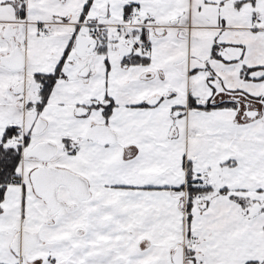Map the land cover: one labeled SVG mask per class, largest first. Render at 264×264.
Listing matches in <instances>:
<instances>
[{"label":"snow or ice","instance_id":"obj_1","mask_svg":"<svg viewBox=\"0 0 264 264\" xmlns=\"http://www.w3.org/2000/svg\"><path fill=\"white\" fill-rule=\"evenodd\" d=\"M0 264H264V0H0Z\"/></svg>","mask_w":264,"mask_h":264}]
</instances>
